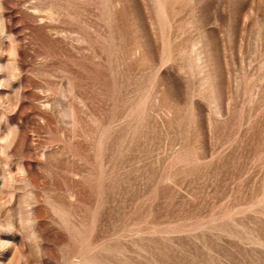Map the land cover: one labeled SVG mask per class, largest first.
<instances>
[{
	"label": "rangeland",
	"instance_id": "rangeland-1",
	"mask_svg": "<svg viewBox=\"0 0 264 264\" xmlns=\"http://www.w3.org/2000/svg\"><path fill=\"white\" fill-rule=\"evenodd\" d=\"M0 23V264H264V0Z\"/></svg>",
	"mask_w": 264,
	"mask_h": 264
},
{
	"label": "clouds",
	"instance_id": "clouds-1",
	"mask_svg": "<svg viewBox=\"0 0 264 264\" xmlns=\"http://www.w3.org/2000/svg\"><path fill=\"white\" fill-rule=\"evenodd\" d=\"M2 32H3V25H2V23H0V34H2ZM10 55H15V53L14 52L10 53ZM7 139H9V140L12 139L11 133L9 134Z\"/></svg>",
	"mask_w": 264,
	"mask_h": 264
}]
</instances>
